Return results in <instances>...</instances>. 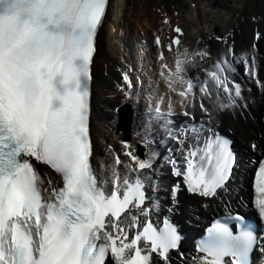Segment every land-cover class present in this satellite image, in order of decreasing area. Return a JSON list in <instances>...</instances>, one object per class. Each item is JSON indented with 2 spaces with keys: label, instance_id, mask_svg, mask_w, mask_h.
Instances as JSON below:
<instances>
[{
  "label": "snow or ice",
  "instance_id": "snow-or-ice-1",
  "mask_svg": "<svg viewBox=\"0 0 264 264\" xmlns=\"http://www.w3.org/2000/svg\"><path fill=\"white\" fill-rule=\"evenodd\" d=\"M112 8L0 0V264H264V141L249 146L252 195L241 201L255 221L229 211L191 250L174 221L182 194L201 206L231 200L242 165L216 121L248 107L240 68L264 89L256 44L237 53L217 37L225 50L205 68L211 53L185 47L166 18L175 35L154 44L167 91L148 98L138 143L109 145L110 160L96 163L93 64ZM122 79L123 102L139 106L129 73Z\"/></svg>",
  "mask_w": 264,
  "mask_h": 264
},
{
  "label": "bare ground",
  "instance_id": "bare-ground-1",
  "mask_svg": "<svg viewBox=\"0 0 264 264\" xmlns=\"http://www.w3.org/2000/svg\"><path fill=\"white\" fill-rule=\"evenodd\" d=\"M227 2V7H225V9L230 8L228 15H231L233 10H231L232 7L230 6L234 3L230 4L231 0H228ZM244 3L245 0H237L235 3L234 9L237 8L235 10L238 16L242 15V11L245 8ZM116 7L117 10L114 14V19L116 22H113V24H116L115 28L117 29L125 28L129 32V36L133 41L132 44L135 43L136 47L138 45L139 52L137 54L136 50L135 55L138 57L140 62H138L137 66L139 71L142 73L143 71L146 73L148 72L147 76L145 77V85L149 86V84H151L153 86L152 90H144H147V94L142 93L143 95L146 94L147 96L142 97L147 103V105H143L140 109L143 111L148 106V98L150 96L153 97L152 102L154 103L155 98L163 96L167 91L163 79L159 77L160 66L156 60L157 49L155 48L154 44V35L162 31V27L157 25V20L161 18V15L158 16L156 13H153L149 7H144L143 0H116ZM129 7L131 10L129 11L130 15L128 16H131L132 22H130V26L127 27L128 20L126 19V14L128 13ZM184 9H186L185 6L184 8H182V6L180 7L181 13L177 17L178 23L183 26H186L187 24L190 29L192 28L193 30L197 26L195 31L199 32L200 38L204 35L205 31L212 29L211 27L217 24L218 19L223 18L221 13H214L213 10L205 9V18L204 20H201L197 9L194 10L192 6H190L187 8L188 10L186 13L183 11ZM185 14H187V16H184ZM190 15L195 16L194 22L192 23L188 20V16ZM227 20V18L222 19L224 22L223 26L230 29V31H223L221 30L222 28L219 29V27H215L218 33L214 38H212L208 46V52L211 53V57L206 60L204 67L207 68L209 65L215 63L217 55L225 50V43L216 39L217 37L224 38V40L227 41V44L232 45L237 53L251 50L253 44L255 43L258 48V76L259 79L264 82V21L254 22L252 26L248 27L245 25L246 20H241V22L240 19L239 22L237 20L227 22ZM190 25H192V27ZM166 30H171L168 25ZM114 31L115 30H111L103 26L98 37V51L94 60V71L97 75L98 86L103 85L107 89V91L104 92L102 96L96 95V98L99 101L98 104L100 106V113L105 116L108 114L110 117L117 120L114 109L126 103L123 102L122 93L120 91L124 85L122 74L126 71L124 69L125 63L121 60V55H119L121 47L117 46V39H120L123 33H114ZM257 32L261 34L262 38L258 41H254V36ZM190 35V32L187 30V34L183 39L184 46L189 50L190 43L188 39L190 38ZM119 41H121V39ZM167 62L169 64L174 63V56L172 54L168 56ZM139 63H142V65ZM198 72V69H194L192 70L191 74L196 75ZM240 72L241 76L237 77V79L240 80L244 88L249 90L246 93L248 107L243 111H229L220 114L216 124L217 129L233 134L239 145L243 147L247 146L248 151L252 154L253 152L249 147L250 144H259L261 141H264V89H261L253 81H250L246 78L242 79V68H240ZM199 75L203 77V72H199ZM95 87L97 86L95 85ZM133 95L134 98L138 96L135 94V92ZM172 99L175 100L176 97L173 95ZM165 102H167L166 96ZM143 104H145V102H143ZM137 116H140V114L138 113ZM115 123L116 121L113 122L111 126L114 127ZM141 123L142 119L139 118L133 126L134 129L132 127L133 135L131 143L134 145H136L139 141V137L136 135V132L141 127ZM99 131L103 133V139L105 140L102 159L107 156L110 160L111 154L108 152V147L111 145L117 151L120 150L121 142L123 141V131L121 130L120 133H117V131L114 129L112 132H110V130L103 128L102 125H100ZM214 204L215 203H212L209 206H201L200 201H187L185 203L184 210L189 212L191 207L196 208L197 206H201L202 211L200 212L208 216L210 208L214 207Z\"/></svg>",
  "mask_w": 264,
  "mask_h": 264
},
{
  "label": "rangeland",
  "instance_id": "rangeland-1",
  "mask_svg": "<svg viewBox=\"0 0 264 264\" xmlns=\"http://www.w3.org/2000/svg\"><path fill=\"white\" fill-rule=\"evenodd\" d=\"M143 1H144V7H149L151 9V11L153 13H156L158 16L161 15V18L157 20V25L162 27V31L165 29L164 20L166 19L164 16L162 17V15H163L162 13L167 12L169 14V18H172V17H174V16H172L174 9H175L174 5L181 4V5H185L186 8H189L192 1L198 2L200 6L202 5V3L207 2V3L211 4V6L208 7V10H213L214 13L217 12V13H221L223 15V18H220L217 20V24L213 26L214 28L217 26V27H219V29L222 28L221 30L225 31V30H227V28L223 26L224 22L222 21V19L227 18L228 19L227 22H231L232 20L235 21V20L239 19L238 15L236 13V10H235L237 8L234 9L235 3L237 0H233V1L231 0L230 4L234 3L233 5L230 6V7H232L231 10L234 9L233 13L231 15H228L230 8L225 9V7H227V3H228L227 1L228 0H143ZM230 4H228V5H230ZM205 6H208V5L205 4ZM203 7H204V5H203ZM244 7L245 8L242 11L241 19L246 20L245 21L246 26H248V27L252 26V24L255 21H261V20L264 21V0H245ZM203 9L205 10L206 8H203ZM130 10H131V8L129 7L128 13L126 14L127 15L126 19L128 20L127 21V27H129L130 22H132L131 16L130 17L128 16V15H130L129 14ZM202 11L203 10H200V16L203 18L204 15L202 14ZM189 19L191 20V16L189 17ZM213 27H211V28H213ZM211 31H214V30L211 29L210 32L208 33V35L205 36V38H203V45L201 46L200 50H206V47L209 46L208 42L210 41V38H211L210 35L213 33ZM193 50H196V49H193ZM242 79H244V78H242Z\"/></svg>",
  "mask_w": 264,
  "mask_h": 264
}]
</instances>
